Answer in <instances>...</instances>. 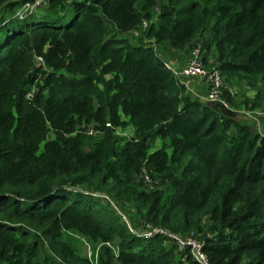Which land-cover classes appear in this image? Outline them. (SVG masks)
I'll return each mask as SVG.
<instances>
[{
  "label": "trees",
  "instance_id": "1",
  "mask_svg": "<svg viewBox=\"0 0 264 264\" xmlns=\"http://www.w3.org/2000/svg\"><path fill=\"white\" fill-rule=\"evenodd\" d=\"M34 1L0 0V264H200L139 231L148 224L194 233L212 264H264V88L239 103L263 112L256 129L201 102L157 53L200 46L208 62L215 47L228 83L264 85V0H48L21 12ZM89 126L104 133L87 150Z\"/></svg>",
  "mask_w": 264,
  "mask_h": 264
},
{
  "label": "built area",
  "instance_id": "2",
  "mask_svg": "<svg viewBox=\"0 0 264 264\" xmlns=\"http://www.w3.org/2000/svg\"><path fill=\"white\" fill-rule=\"evenodd\" d=\"M48 0H35L33 3H26L21 12H33L43 4H46ZM147 21H144L142 27L147 26ZM135 34L138 35L139 32L135 31ZM206 57V50L202 49L200 46H196L189 51L188 59L183 67L180 69H176L171 67L175 74L177 75L178 79L183 83L186 87V90L192 93L195 97L201 98L206 97L208 100L212 102H220L226 107H230L228 102L224 99V92L225 90L230 91L229 83L225 76L222 74L221 70L213 67L211 64L213 60L209 58L208 62L205 60ZM38 63H43V58H37ZM198 77L201 79L202 82L205 83L207 88V93L205 96L200 95L199 93L192 90L188 83L184 80L187 78H195ZM231 92V91H230ZM232 93V92H231ZM107 127H111L110 123L106 124ZM104 133L101 128H97L95 126H89L87 129V134L89 136L99 137ZM117 133L119 131L117 130ZM146 180L150 182L149 177H146ZM95 196L104 199L107 203H109L116 212L121 216L122 220L125 221L130 228L133 229L134 225L130 222V216L128 212H125L118 206V202L113 200L109 195L105 193H94ZM145 236L153 237L156 235H167L171 238L177 248L180 251L188 250L192 257L199 262L200 264H212L203 249V243L198 239V237L194 233H190L187 235H181L177 233H172L164 228L156 227L152 225H147L142 230ZM92 250L89 248L88 256H92Z\"/></svg>",
  "mask_w": 264,
  "mask_h": 264
},
{
  "label": "rangeland",
  "instance_id": "3",
  "mask_svg": "<svg viewBox=\"0 0 264 264\" xmlns=\"http://www.w3.org/2000/svg\"><path fill=\"white\" fill-rule=\"evenodd\" d=\"M204 38V36H203ZM217 55V51L215 47H212L209 51V57L210 59L214 60L215 57ZM229 87H230V91L234 94L235 98H236V105L235 106H231V107H226L224 106L222 103L220 102H214L215 104L220 103L222 104L224 110L229 108L232 110V115L235 116L237 118V120L242 121V122H246V123H250L252 124L256 129H258L260 127V113H263L261 111H245V109L243 110L240 106L239 103L242 99L244 98H253L254 96H256L258 90L260 88H264L263 83H260L257 88H252L248 85L247 81L240 79L239 77L235 76L232 78H229ZM207 89H206V93H207ZM254 95V96H253ZM221 111H224L222 108H218ZM119 133L118 135L120 136V138H126L129 139L130 137L134 136V130L131 126H128L126 128L123 129H119L118 130ZM98 137L95 136H88L87 140H86V144H85V149H90L93 144L95 142H97ZM158 185V184H157ZM160 188H165V186H161L159 185ZM129 211H131V209H129ZM129 216H131V214H129ZM131 224L132 221L130 219ZM134 225V224H133ZM144 229V227L139 226V231H142ZM200 237V235H198ZM75 245L78 247V249L85 255L88 254V250H89V244L88 242L82 238L81 236H75L73 238ZM116 247V246H115Z\"/></svg>",
  "mask_w": 264,
  "mask_h": 264
},
{
  "label": "crops",
  "instance_id": "4",
  "mask_svg": "<svg viewBox=\"0 0 264 264\" xmlns=\"http://www.w3.org/2000/svg\"><path fill=\"white\" fill-rule=\"evenodd\" d=\"M157 53L166 60L169 66L176 69L183 67L189 56V50L172 49L167 43L158 45ZM184 81L188 83L195 92L202 96L206 95V85L198 77L187 78Z\"/></svg>",
  "mask_w": 264,
  "mask_h": 264
},
{
  "label": "water",
  "instance_id": "5",
  "mask_svg": "<svg viewBox=\"0 0 264 264\" xmlns=\"http://www.w3.org/2000/svg\"><path fill=\"white\" fill-rule=\"evenodd\" d=\"M200 100H201V102H203V103H205L207 105H213L216 108H222L224 110L222 104H220V103L215 104L214 102L208 100L206 97H201ZM224 112L229 114V115H232V110L229 109V108L225 109ZM261 131H263V128H261Z\"/></svg>",
  "mask_w": 264,
  "mask_h": 264
}]
</instances>
